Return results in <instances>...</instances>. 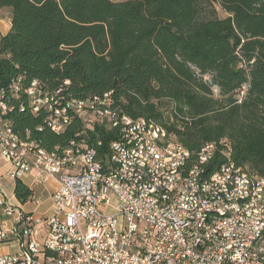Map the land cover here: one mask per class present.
Returning a JSON list of instances; mask_svg holds the SVG:
<instances>
[{
  "label": "trees",
  "instance_id": "obj_1",
  "mask_svg": "<svg viewBox=\"0 0 264 264\" xmlns=\"http://www.w3.org/2000/svg\"><path fill=\"white\" fill-rule=\"evenodd\" d=\"M4 9L0 120L22 138L49 153L101 143L106 160L117 137L107 120L77 117L55 134L46 112L32 113L36 81L41 95L63 88L65 101L110 94L119 117L154 121L193 154L213 141L232 147L242 174L264 177V0H0ZM33 193L16 180L21 205Z\"/></svg>",
  "mask_w": 264,
  "mask_h": 264
},
{
  "label": "built area",
  "instance_id": "obj_2",
  "mask_svg": "<svg viewBox=\"0 0 264 264\" xmlns=\"http://www.w3.org/2000/svg\"><path fill=\"white\" fill-rule=\"evenodd\" d=\"M13 89L21 90V83L15 81ZM34 90L26 91L32 113L46 112L45 124L55 134L64 133L76 117L93 123L90 112L100 109L110 119L106 127L116 130L117 137L103 160L101 143L93 146L83 141L73 149L58 147L57 153H48L40 143L17 134L10 121L0 124V158L14 168L7 177L16 181L31 175L39 185L57 183L50 216L24 212L15 205V197H8L0 187V209L13 219L12 225L0 226V246L16 244L18 248L14 253H0V264H262L264 228H258V220H264V209L254 204H247L249 213L219 209L217 197L232 193L237 202H244L248 191L244 186L224 190L214 158L201 172L207 175L208 186L198 188L197 177L179 182V176H172L173 165L193 153L184 150V157H175L170 167H163L167 153L182 148L164 139V145L155 143L144 149L140 128L145 123L114 117V109L120 106L114 98L100 103L92 97V108L74 109L65 103L68 95L63 88L44 95H35ZM4 128H12L13 140H5ZM93 128L91 125L90 130ZM130 144L132 154H124V145ZM212 148L220 147L213 141ZM45 155H52V162L40 165L38 159ZM114 155L147 163L148 169L155 171V182L162 184L165 192H175V199L158 196L143 203L144 190L132 198L134 186H127L120 172L118 179L109 178V170H117ZM236 167L227 166L233 179ZM256 178L255 184L264 191V177ZM33 201L41 204L40 199ZM202 216L213 219V227H204Z\"/></svg>",
  "mask_w": 264,
  "mask_h": 264
},
{
  "label": "bare ground",
  "instance_id": "obj_3",
  "mask_svg": "<svg viewBox=\"0 0 264 264\" xmlns=\"http://www.w3.org/2000/svg\"><path fill=\"white\" fill-rule=\"evenodd\" d=\"M30 88L35 89V95H41L38 82H33ZM30 88L27 91H30ZM109 100H111L110 94H106L101 98H95V101L100 103H108ZM65 103L71 104V107L74 109L92 108L93 99L87 101L72 100L65 101ZM7 110L8 107L0 103V115L7 113ZM116 114L114 110V117H119ZM89 116L91 120H107V126H110V119L100 109H92ZM122 118L125 122L136 121L128 117ZM142 122L145 124L143 128H140V137L144 139V149H151L155 143L157 145H164V139H169L174 145L182 148L174 150V153H167V159H162L163 167H170V160H175V157H184V150L188 149L176 139L175 135H171L164 127H161V125L154 121L142 120ZM0 124H6V121L0 120ZM4 137L5 140H13L11 128H4ZM73 148L74 146L70 149ZM110 149H113V144ZM200 150L197 154L188 155V159L176 162L172 168V176H179V182H187L189 178L197 177L198 188L202 189L208 186V177L205 173L201 172L206 167L211 166L212 159L216 157L217 148L213 149L212 143H207ZM43 152L47 151L43 150ZM124 154H132L131 144L124 145ZM222 155L225 158V162L217 168V174L221 177V180H224V190H236L238 186H244L245 191H248V197H244V202H237L236 198H233L232 193H224V197H217L219 209L234 210L236 208L242 213H249V206L247 204L259 205L264 209V191L255 184L256 175L249 176L242 174L241 169L237 166V177L233 179V171L227 169L228 165H236L232 160V151L225 149ZM114 156V168L117 170H109V178L118 179L120 172V176L126 178V185L134 186L135 191H131L132 198H138V191L144 190L147 193H143L142 195L143 203H151L158 196H165V199H175V192H165L163 185L155 182V171L149 170L147 163L121 157V155ZM38 160L40 165H48V162H52V155L39 157ZM202 223L204 227H213V219L209 218V216H202ZM258 228H264V220H258ZM262 238H264V229L262 230ZM261 248H264V240H261ZM262 264H264V260H262Z\"/></svg>",
  "mask_w": 264,
  "mask_h": 264
},
{
  "label": "crops",
  "instance_id": "obj_4",
  "mask_svg": "<svg viewBox=\"0 0 264 264\" xmlns=\"http://www.w3.org/2000/svg\"><path fill=\"white\" fill-rule=\"evenodd\" d=\"M0 165H1V169H0V180L4 179L7 177V174L11 171H13V166L12 164L8 163L7 161L3 160L2 158H0ZM8 178V177H7ZM20 180L25 183L28 187L31 188V190L34 192V187H42V191H41V196L34 198L36 199H40L41 204L39 206H37L35 203L34 205L37 207L35 210H31V211H26L27 213H34L36 215H40V216H50L51 214L54 213V204L52 200V194L54 193V191L56 190V186L57 183L55 181H51L49 182V185H39L36 184L33 180V176L31 175H25L22 176L20 178ZM11 183H13L14 188H15V182L16 181H12L10 180ZM1 187V186H0ZM2 188V187H1ZM3 189V188H2ZM13 196L15 197V195L13 194ZM43 196V197H42ZM43 199H42V198ZM15 202L17 203V206L21 207V209H23L25 211V206L26 205H21L15 198ZM35 202V201H33ZM6 224L7 226H10L13 224V219H9L6 217L4 211L2 209H0V226L2 224ZM10 249V250H9ZM13 249V250H11ZM17 246L16 244H13L11 246H0V253H6V254H10V253H14L17 251Z\"/></svg>",
  "mask_w": 264,
  "mask_h": 264
},
{
  "label": "rangeland",
  "instance_id": "obj_5",
  "mask_svg": "<svg viewBox=\"0 0 264 264\" xmlns=\"http://www.w3.org/2000/svg\"><path fill=\"white\" fill-rule=\"evenodd\" d=\"M220 16L221 17H226V15L221 11H220ZM11 14L10 11L7 9L4 10H0V36L1 35H5L11 26V20H10ZM209 78H206V80H208ZM214 93H215V97L218 96L219 91L218 89H214ZM0 169H1V165H0ZM0 186L3 188L4 192L8 195V197H12L13 198V194H14V185L13 183L10 182L9 178H4L2 180H0ZM42 187H34V193H33V197L30 201H28V203L25 206V211H33L35 210L37 207L34 205V198L40 197L41 194V189ZM43 197V196H42ZM41 197V198H42ZM43 199V198H42ZM15 205H17V203L15 202V200H13ZM10 250V249H9ZM13 250V249H11Z\"/></svg>",
  "mask_w": 264,
  "mask_h": 264
}]
</instances>
